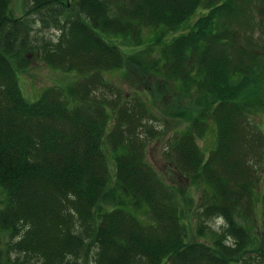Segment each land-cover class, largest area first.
<instances>
[{
    "label": "trees",
    "instance_id": "trees-1",
    "mask_svg": "<svg viewBox=\"0 0 264 264\" xmlns=\"http://www.w3.org/2000/svg\"><path fill=\"white\" fill-rule=\"evenodd\" d=\"M13 1L0 0V229L11 236L6 254L17 255L6 261L85 264L89 247L95 264H264V235L255 231L264 133L252 119L264 107V0H24L18 18ZM34 20L56 41L34 44ZM154 43L151 73L178 81L200 111L166 153L202 195L195 220H224L212 244L201 230L189 241L195 201H182L146 161L149 136L160 134L147 102L102 76L126 65L125 48ZM37 49L81 81L30 102L18 70ZM100 87L110 97L96 95ZM207 118L217 125L208 156L198 143Z\"/></svg>",
    "mask_w": 264,
    "mask_h": 264
},
{
    "label": "rangeland",
    "instance_id": "rangeland-1",
    "mask_svg": "<svg viewBox=\"0 0 264 264\" xmlns=\"http://www.w3.org/2000/svg\"><path fill=\"white\" fill-rule=\"evenodd\" d=\"M71 1L73 2L76 0ZM23 2L24 0L13 1L12 13L14 17L18 18L25 16L24 13L27 9L26 7H23ZM195 20L196 17L188 22L186 28H183L179 33L189 30ZM29 25L33 27L31 39L34 41V44L38 45L40 48H42L45 40L51 39V41H56L58 33L54 29H45L42 24L36 20L30 21ZM174 36L175 34L169 35L165 42L170 41ZM148 39L150 40V38H147L146 42ZM117 43L118 45H121V43ZM159 50V45L156 43L152 45L146 44L138 48H125L124 59L126 58V65L116 67L110 71H104L102 76L108 81V83L120 88L127 97L139 94L147 102L150 111L157 118V121H155V129L158 130L160 134L158 136L155 135V137L149 136L152 141L147 145L146 161L153 166L160 178L167 185L176 189L181 196L182 201H185L186 198L189 197L195 201L193 207L190 208L188 213V216H192L193 218H190L191 221L187 220L186 222L188 226L189 241L193 242L201 230L204 232V235H202L200 239L201 242L212 244L213 241L209 234L210 232L222 234L225 229L224 220L214 217L202 222L195 220V213L197 212L196 208H199L201 205L202 195L198 188L191 185V181L174 170L172 163H168L167 161V148L169 142L173 139L175 134L182 133L191 128L193 129L194 123L199 121L198 118L200 116V111L196 108L194 101H192L191 98L182 96L179 89L180 83L178 81H167V83H164L161 80V78H164L161 73H151L149 67L151 66V69L155 71V63L159 59ZM41 53L42 51L39 53V50L37 49V52L34 53V55H27L28 57H31L29 59V67L24 70H18L20 88L25 98L30 102L38 101L45 90L65 87L75 81L80 82L83 77L82 75H79V73H76V71L65 73L61 69H55L52 66H49L40 56ZM13 63L17 68L15 61ZM259 87L261 90H264V77L260 82ZM110 94V92H106L104 87H100V90L96 92V95H102L101 98L110 97ZM260 100L259 104H262V102H264V92L263 96L260 97ZM183 113L185 114L183 115ZM194 116L197 117L195 122L193 120L195 118ZM252 119L255 125L264 133V107L262 108L261 106H258V110L252 114ZM206 122L208 123L207 131L203 136L199 137L198 143L202 148L203 153L208 156L217 145V125L211 118H207ZM106 153L109 156L110 168L113 170V158L110 149L107 147ZM259 174L261 181L255 190L257 200L255 211L259 220L255 226V231L264 235V203L262 202L264 196V158L261 162ZM3 200L4 195L0 192V210L4 207L2 204ZM186 212H188V209H186ZM140 213L141 216L143 215L147 217L143 211H140ZM199 224H203L204 227H206V231L202 229V227L199 228ZM10 237L11 236L2 232L0 229V249L3 250L4 264L9 263L6 261L8 256L11 260H15L17 257L16 253L9 255L6 254L7 244L11 240ZM92 251L93 248L91 250L89 247L87 248L83 260L85 264H95L93 254H91ZM30 264L42 263L35 261Z\"/></svg>",
    "mask_w": 264,
    "mask_h": 264
}]
</instances>
